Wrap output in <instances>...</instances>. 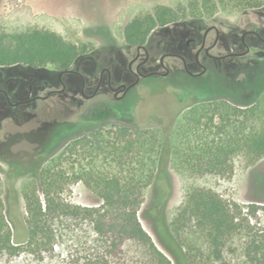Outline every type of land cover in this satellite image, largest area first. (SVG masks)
Returning <instances> with one entry per match:
<instances>
[{
  "label": "rangeland",
  "instance_id": "1",
  "mask_svg": "<svg viewBox=\"0 0 264 264\" xmlns=\"http://www.w3.org/2000/svg\"><path fill=\"white\" fill-rule=\"evenodd\" d=\"M193 1L202 0H0V31L15 33L48 29L67 41L87 44V52L78 60L80 70L86 73L96 65L98 70L110 66L113 58H122V51L129 53L131 48L124 38L125 26L133 18L153 12L157 5L180 8L181 13H185L180 20L151 32L150 44L160 53L166 47L173 48L176 39L178 42L188 39L193 28L203 30L216 20H220L219 25L223 20L234 23L242 12L248 10L245 9V0H211L213 12L207 11L204 22V11L191 6ZM251 16L258 17L259 13ZM227 42L226 51H235L237 41L230 37ZM243 61L234 57L217 61L208 59L209 73L197 77L189 76L179 65L174 71L175 76L167 78L170 84L160 85L159 79L151 76L129 90L121 100L103 91L94 99H88L78 90L69 88L39 101L35 107L29 104L13 109L0 99V191L4 198L9 195L16 198L19 208L24 210L21 189L25 179L40 172L46 163L39 162L38 152L59 133L78 137L87 130H99L108 141L129 140L142 146L131 154L134 169L143 167L141 161L148 164L145 169L155 163L156 183L160 187L151 184L144 189L139 218L155 244L173 264H251L244 257L243 245L248 232H254L259 223H264V157L255 161L246 151H240L219 173H204V168L188 164L192 157L190 148L199 147L202 131L201 128L200 131L194 130L187 116L189 108L199 105L201 97L238 105L264 97L261 96L264 91L259 92L260 86L264 85V64ZM26 67L22 68L25 70ZM191 69L201 71L200 68ZM57 72L52 65L38 70L41 76L49 79L56 78ZM91 88L87 89V94L92 92L93 86ZM100 99L116 107L120 117L106 122L84 123L82 113ZM105 155V152L89 154L80 147L74 156L67 157L58 167L70 177L61 192L67 202L83 206L102 203L101 197L85 183L84 177L79 180L74 177L85 175L90 168H105ZM21 169L26 171L24 175L19 174ZM204 188L244 205L243 216L250 218L252 225L228 236L217 248L219 258L197 217L186 224L179 222L189 194ZM251 204L258 205L257 212L251 210ZM91 240V230L87 224H81L66 242V253L87 257L94 251Z\"/></svg>",
  "mask_w": 264,
  "mask_h": 264
},
{
  "label": "trees",
  "instance_id": "2",
  "mask_svg": "<svg viewBox=\"0 0 264 264\" xmlns=\"http://www.w3.org/2000/svg\"><path fill=\"white\" fill-rule=\"evenodd\" d=\"M210 3L211 0H202L190 5L212 13L214 7ZM181 12L180 8L157 5L153 12L135 17L125 26V41L129 45L146 43L154 28L180 20L185 14L181 16ZM87 48V44L67 41L48 29L0 31V66L52 65L57 70H66L74 66ZM198 103L189 108L187 116L194 130L202 131L199 147L190 148L189 165L204 168V173H219L240 151H246L255 161L264 157L263 104L241 108L219 99ZM120 115L109 102L98 101L81 118L84 123L106 122ZM104 137L99 130H87L78 137L64 132L55 136L44 152L43 168L25 179L21 189L24 210L19 208L16 198L12 195L4 198L0 191V264H173L139 218L144 189L151 184L160 187L156 183L155 163L145 169L148 164L141 161L143 167L134 169L131 154L142 146L129 140L108 141ZM80 147L89 154H106L105 168H90L85 175L74 177L76 180L84 177L85 183L101 197L102 203L95 206L73 204L61 195L70 177L58 167ZM18 172L24 175L26 171ZM249 207L253 212L259 208L256 204ZM244 208L212 189H195L188 196L179 222L186 224L197 217L219 258L217 248L228 236L252 226L250 218L243 216ZM84 223L92 232L94 251L87 257L66 253L65 244L71 233ZM257 226L254 232H248L243 252L251 264H264V223Z\"/></svg>",
  "mask_w": 264,
  "mask_h": 264
},
{
  "label": "flooded vegetation",
  "instance_id": "3",
  "mask_svg": "<svg viewBox=\"0 0 264 264\" xmlns=\"http://www.w3.org/2000/svg\"><path fill=\"white\" fill-rule=\"evenodd\" d=\"M245 1L247 6L245 9L248 10L242 12L234 23L223 20V23L219 25L220 20H216L215 23L206 26L203 30L198 29V31L193 28L188 39L185 41L180 39L179 42L176 39L177 42L175 40L173 43L174 49L166 47L162 53L150 44L149 35L144 44H127L131 51L129 53L122 51V58H113L110 66H105L101 70H98L96 65L95 69L86 70V73H83L80 70L81 65L78 63V59L72 68L58 70L57 77L49 79L38 73L41 67L25 65L27 67L24 70L23 64L0 66V96H2L0 99H3L13 109L19 105L29 104L35 107L39 101L46 100L54 94L63 93L69 88L78 90L84 98L88 99H94L103 91L121 100L129 90L142 84L145 79H149L151 76L157 77L160 85L170 84L171 82L167 81V78L175 76L174 71L179 65L189 76L197 77L206 76L209 73L208 59L217 61L234 57L244 60L242 63L251 61L252 64H264V1ZM255 13H259V16H251ZM183 14L180 13L181 16ZM207 14L204 13V22ZM242 17L246 18L243 20ZM246 19H248L247 23ZM230 37L237 41V47L235 51L227 52V39ZM191 68H200L201 71L194 72ZM177 71L182 70L178 69ZM132 78L133 81H131ZM60 86L62 88H59ZM92 86V92L87 94V89H92ZM263 91L264 85H261L259 92ZM263 95L264 93L261 94V96ZM203 100L204 97H201L199 101ZM98 101L109 102L100 99L94 103ZM257 103L264 105V97L249 104L235 105L247 108ZM1 128L2 123L0 122V131ZM48 147L49 145L38 152L39 162L46 161L43 155Z\"/></svg>",
  "mask_w": 264,
  "mask_h": 264
}]
</instances>
